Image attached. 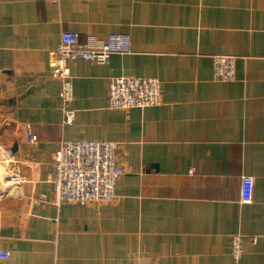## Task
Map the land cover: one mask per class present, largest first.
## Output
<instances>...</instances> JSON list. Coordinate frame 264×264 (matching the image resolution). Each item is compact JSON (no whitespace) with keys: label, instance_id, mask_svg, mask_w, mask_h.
Returning <instances> with one entry per match:
<instances>
[{"label":"crops","instance_id":"obj_1","mask_svg":"<svg viewBox=\"0 0 264 264\" xmlns=\"http://www.w3.org/2000/svg\"><path fill=\"white\" fill-rule=\"evenodd\" d=\"M65 30L132 40L71 63V125L50 64ZM218 54L234 80L215 77ZM121 75L158 78L161 102L109 108ZM81 139L119 143L113 202H53L55 154ZM0 154V264H264V0H0Z\"/></svg>","mask_w":264,"mask_h":264},{"label":"built area","instance_id":"obj_2","mask_svg":"<svg viewBox=\"0 0 264 264\" xmlns=\"http://www.w3.org/2000/svg\"><path fill=\"white\" fill-rule=\"evenodd\" d=\"M58 2L60 0H51ZM132 51L131 36L126 33H111L105 41L82 42L75 31L65 30L51 57V76L61 81L60 98L62 101V124H73L76 113L72 106L74 90L71 63L77 59L88 60L95 64H108L113 54H128ZM214 75L222 81L236 78V60L230 55L214 56ZM161 82L156 77L121 75L111 77L108 84V107L128 110L145 108L161 102ZM30 142L34 134L28 127ZM51 181L54 185L52 200L55 204L64 202L103 203L117 198L116 183L124 173L119 161V143L111 140H64L60 143L52 161ZM10 185H19L23 178H7ZM1 180V178H0ZM244 185L253 183L252 176H243ZM1 182V181H0ZM1 193V191H0ZM4 193V192H3ZM11 193L10 190L7 192ZM0 194V199H1ZM47 199L40 193L33 199L39 203ZM231 252L239 258L244 252L243 236L231 237ZM255 240V238H253ZM0 252V256H8ZM126 264H158L128 262Z\"/></svg>","mask_w":264,"mask_h":264},{"label":"bare ground","instance_id":"obj_3","mask_svg":"<svg viewBox=\"0 0 264 264\" xmlns=\"http://www.w3.org/2000/svg\"><path fill=\"white\" fill-rule=\"evenodd\" d=\"M1 155V154H0Z\"/></svg>","mask_w":264,"mask_h":264}]
</instances>
